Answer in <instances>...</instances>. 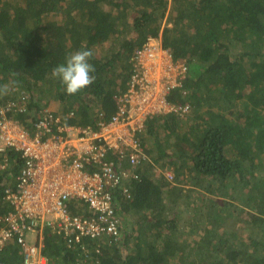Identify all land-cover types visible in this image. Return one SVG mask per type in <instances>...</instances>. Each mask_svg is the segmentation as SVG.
<instances>
[{"label":"trees","instance_id":"trees-1","mask_svg":"<svg viewBox=\"0 0 264 264\" xmlns=\"http://www.w3.org/2000/svg\"><path fill=\"white\" fill-rule=\"evenodd\" d=\"M150 37L187 68L168 101L190 113L150 118L139 136L172 177L148 164L128 195L115 190L116 214L134 219L137 237L123 227L120 240L102 238L105 248L85 237L92 258L83 263L81 246L45 228L44 255L50 264H264V0H0V88L8 86L0 108L25 95V112L7 117L31 133L53 100L66 126L96 128L115 113L131 59ZM82 49L93 52L95 81L67 95L52 69ZM20 156L0 155L8 174L19 172ZM2 182L0 217L13 212ZM80 207L69 205L72 214ZM8 243L0 264H21Z\"/></svg>","mask_w":264,"mask_h":264},{"label":"built area","instance_id":"built-area-1","mask_svg":"<svg viewBox=\"0 0 264 264\" xmlns=\"http://www.w3.org/2000/svg\"><path fill=\"white\" fill-rule=\"evenodd\" d=\"M131 61L134 70L127 91L118 92L115 113L96 128L63 126V119L47 109L30 133L7 117L9 112H25V95L20 103L0 108V155L14 150L23 161L13 185L4 190L3 201L13 212L0 217V249L15 240L23 247V264L47 263L45 228L63 237L69 247L81 245L85 237L119 240L122 217L114 209L115 190L128 195L125 183L141 180L125 164L132 169L154 165L139 134L150 118L168 114L184 118L190 113L189 104L168 101L172 88L181 84L168 78L175 62L156 38L150 37ZM71 132L75 133L64 134ZM1 162L3 169L10 163L7 157ZM165 175L172 177L168 172ZM74 201L81 205V213H71L69 205ZM30 236H35L32 243H28Z\"/></svg>","mask_w":264,"mask_h":264},{"label":"clouds","instance_id":"clouds-1","mask_svg":"<svg viewBox=\"0 0 264 264\" xmlns=\"http://www.w3.org/2000/svg\"><path fill=\"white\" fill-rule=\"evenodd\" d=\"M92 56H93V52L90 49L78 50L74 53L69 54V56L66 58V61L64 63L59 64L52 69V73H51L52 77L56 78L59 81V83L63 86V89L67 95H76L77 93H79L80 91H82L86 87L90 86L92 83H94L95 76L92 75V73L95 72V67L89 62L90 59L92 58ZM7 92H8V86L7 85L0 88V95H6ZM146 152H147V150H146ZM149 156H150L151 160L154 162L153 156H151L150 154H149ZM149 164L153 167H157L155 162H154V165L151 163H149ZM125 168H130V170H132V168L129 167V164H125ZM8 169H10V166H8L6 169H3L2 168V162L0 161V173L4 174L5 172H7ZM136 170L137 169L134 170L135 173H138ZM155 170H156V168L154 169V171ZM160 172L163 173V175H165V173L168 172V168L162 169V171H160ZM139 182H141V180ZM130 183L131 182H128V183L126 182L124 186L130 187V185H129ZM5 188H4V190H5ZM4 190H3V195H4ZM121 217H122V215H121ZM44 230H43V236H44ZM122 231H123V226L121 228V234H122ZM34 239H35V236H30L28 239V243H32ZM96 240H100L102 243L100 246L105 248V245L103 244L104 242H102V238L96 239ZM11 241H13V240H11ZM44 241H45V237H44ZM13 242L16 243V246H18L19 250L21 251V257H22L21 264H23V260H24L23 247L21 245H19L15 240ZM83 242H84V240H83ZM78 245L81 246V250L83 251V255H82L83 259H81V260H83V263H86V261H89V259L91 260L92 252L90 251V249L86 248V246L83 243H81V245L80 244H78ZM78 245H75V246H78ZM66 246L68 248H74V246L69 247L68 244H66ZM93 252L98 256L102 255V249H100L99 247H96L93 250ZM43 256L47 260L46 264H50L49 260L46 258L44 253H43ZM81 262L82 261H80V264H81Z\"/></svg>","mask_w":264,"mask_h":264},{"label":"rangeland","instance_id":"rangeland-1","mask_svg":"<svg viewBox=\"0 0 264 264\" xmlns=\"http://www.w3.org/2000/svg\"><path fill=\"white\" fill-rule=\"evenodd\" d=\"M167 17H168V15H167ZM166 19L167 18H165V21H166ZM184 65L185 64L183 62L175 63L174 64V71L172 72V70H168V78H169V76H172L171 79L175 78L176 79V83L181 84L180 83L181 79H184L186 77V72H185L186 70L184 68ZM157 74H159V73H157ZM158 76L160 77V74ZM152 77L155 78V75L151 74L150 78H152ZM48 109L51 110V111L57 110V103L55 101L51 100L50 101V107ZM147 144H149V143H147ZM146 148L149 149V146L147 145ZM155 168H156L155 173L161 174L160 171H162V169L159 168V167H154V169ZM168 172H169V174L172 175L171 170H168ZM128 217L122 216V226L124 227V234L127 235V233H129L134 228L133 230H135V237H137V235H138L137 232H136L137 231V227H135V224H134L135 222H133L134 219L131 218L130 216H128ZM126 222H131L128 227L126 226L127 225ZM131 244H133V243H131ZM122 248L126 249V247H124V246H122Z\"/></svg>","mask_w":264,"mask_h":264},{"label":"crops","instance_id":"crops-1","mask_svg":"<svg viewBox=\"0 0 264 264\" xmlns=\"http://www.w3.org/2000/svg\"><path fill=\"white\" fill-rule=\"evenodd\" d=\"M166 18H168L167 16H166ZM166 23V21H164V24L163 25H166L165 24ZM161 44H162V38L161 37H159L158 39H157ZM163 46V45H162ZM165 50H167L170 54H171V56H172V53L170 52V50H168V49H166V48H164ZM173 59V58H172ZM174 61V60H173ZM163 116H168V115H163ZM62 125L63 126H66L65 125V121L63 120V123H62ZM69 127V126H68ZM73 128H76V127H73ZM147 124H146V128H145V130H144V132L143 133H141V134H139V136L141 135V136H143V138L144 137H146V135H147ZM73 131H75L76 133H77V131L76 130H73ZM75 132H71V133H64L65 135L66 134H68V135H73ZM141 140V139H140ZM141 143H142V145L144 146V147H147V144L145 145V144H143V142L141 141ZM150 143V142H149ZM23 165V164H22ZM20 170H21V168H20ZM20 170H19V172L18 173H20ZM0 175H3V181L4 182H2V185L4 184V188L5 187H7V186H9V185H13V182H12V179H13V176H15V174H13V173H10V174H8L7 172H6V177H5V173L4 174H2V173H0ZM10 183H12V184H10ZM4 188H3V190H4ZM3 193V192H2Z\"/></svg>","mask_w":264,"mask_h":264}]
</instances>
